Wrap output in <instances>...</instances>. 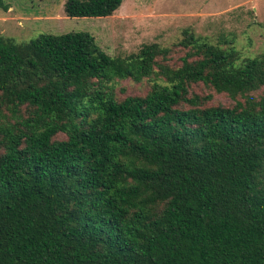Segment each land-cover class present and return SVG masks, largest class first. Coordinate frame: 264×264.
Masks as SVG:
<instances>
[{"label":"trees","instance_id":"trees-1","mask_svg":"<svg viewBox=\"0 0 264 264\" xmlns=\"http://www.w3.org/2000/svg\"><path fill=\"white\" fill-rule=\"evenodd\" d=\"M177 46L174 65L157 42L111 55L87 31L0 34V264H264V53L188 28ZM126 79L149 88L119 97Z\"/></svg>","mask_w":264,"mask_h":264},{"label":"rangeland","instance_id":"rangeland-1","mask_svg":"<svg viewBox=\"0 0 264 264\" xmlns=\"http://www.w3.org/2000/svg\"><path fill=\"white\" fill-rule=\"evenodd\" d=\"M65 1L3 0L8 8L0 6V34L28 41L44 32L87 31L111 55H127L144 43L157 42L175 46L170 62L178 65L184 53L177 43L188 28L224 47L234 46L242 56L264 53V0H124L107 17H69ZM148 88L147 81L126 79L118 84L117 92L124 97ZM192 90L212 94L207 105L233 103L227 93L202 83L194 84Z\"/></svg>","mask_w":264,"mask_h":264}]
</instances>
